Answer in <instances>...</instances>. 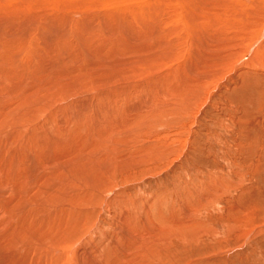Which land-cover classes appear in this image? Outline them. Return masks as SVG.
I'll list each match as a JSON object with an SVG mask.
<instances>
[{
    "label": "rangeland",
    "instance_id": "374dc122",
    "mask_svg": "<svg viewBox=\"0 0 264 264\" xmlns=\"http://www.w3.org/2000/svg\"><path fill=\"white\" fill-rule=\"evenodd\" d=\"M245 36H236V40H234L235 42H232V44L234 43V46L231 44V47L228 49L230 52H227L229 55H231L232 58H227L228 55L225 50H219V52H216L215 49H207L206 51L213 56H218L219 53L222 54H219V56L223 57L225 61H222L218 64L213 63L212 65L215 64V66L211 67L208 65L205 66V71H209L208 73L212 72L210 73L212 75L206 73V78L205 76H203L204 78H201V82L199 85L200 87L198 86V89H196L195 91L198 94L194 93L196 94L195 96H190L189 101H187L185 107L178 106L176 104H170L169 102L170 100H173L171 98V96L173 95H170V97L168 96L166 98L164 97L163 99H166L165 101L167 102V105H169V107L164 112L152 110L154 108L151 104L153 103L152 101L155 102V93L156 90H158L156 89V85H154V83L157 82L158 87H162L161 83L168 80L166 76L170 75L171 72H175L177 68H179L178 66L181 67L187 62L190 52L186 53L187 57L185 56V58H183V54H181L182 56L180 55V59L174 61L171 66H161V68H154L151 65L153 68V71H151V69H149L151 68L150 65L146 66L140 64L141 66L138 65V67L135 63L131 64V60L134 61L135 59V56H133L132 54L130 56V54L125 55L123 53H118V55L112 57L110 56L111 54H109V58L107 54L108 52H106V48L98 49L100 52H98V50L96 51V49H93V53H91L95 56L98 54H103L101 56L106 55L104 57L106 58L105 62L100 61L101 58H99V55L95 57V60L98 62H94V65H89L87 63L88 60L87 62L78 61L76 62V65L74 64V67L79 69L87 65V68H89L87 71L89 72L85 74V71H75L72 74H69L68 72H65L66 70L63 71L66 67V65L64 64H66L67 58L79 55V48L72 47L73 50L70 49L67 54H63L62 56L60 54V56H58V53L56 51H52L48 58L45 56L46 58L43 60V62L48 65H51L54 61H59L61 63V67H58V69H53V71H55L53 74L55 75L52 74L53 76H56L58 79H60V83L58 82L59 84L58 86H56L58 88L54 87L53 89L51 85L46 86L42 89V91H40L38 95H35V92H37L36 89L32 87V84H29L31 83V81L28 82L29 85L26 84L27 86L24 92L30 95V97L31 95H33V93L35 96H32L30 103L27 104H23L20 102V95L18 94L20 90H17L16 88V86H20L19 84L16 85L15 83H8L4 80H0V82L2 83L0 84V105H2L0 107V136L5 137V133H8L7 136L9 137L13 135V141L11 139L8 140L7 142L10 141L11 144L9 143V145L7 143L8 146L7 144H5V148H10L11 151L18 149L19 147L22 148L23 146H20L18 144L27 141L28 146L30 144L31 147L35 145V148L33 147L32 150L29 146L30 149L28 151L30 159H32V154L35 152L34 154L36 157L33 156L34 161L35 158L36 160L39 158H41L39 160H44L45 157H59L60 155L56 156V153H60L61 156H64V158L61 157V160L63 161L65 160V157L68 158L65 161L72 160V156H74V159H77L79 157L77 155L81 153H83V155H87L89 153L87 156H83L81 154V158L88 157L94 154L95 152L93 151H96V146L92 147V149L89 148L88 150H85L87 149V146H84L83 148L82 143H85L84 145H87V141H84L88 138L87 136V138L83 140V138H79L76 135V139L74 140L75 144L72 148L71 146H64L60 142L54 141V135H50L51 138L47 139L48 142L44 141L43 139L44 144L46 143L45 145L43 144L42 140L39 139L36 144V140L35 138H32L31 134H37L43 128L45 129V127H48L50 130L53 129L56 131L57 129L56 133L59 134H61V132L62 134H64L66 132L65 130L67 129L68 131L70 130V133L75 135V126L73 127V125H67V123H65L64 121L68 118V112L70 111L67 110L68 108L73 110V108L78 106L74 109L76 112L78 111L77 109L81 108L80 106L82 104H86L88 101L93 99V96H99L105 90L107 91L110 89L109 91L116 90V93H119V91L121 92L119 94L113 93L115 97L110 95L105 97L102 102L105 103L104 101L106 100V102H111V110H107L106 114L104 112V114L98 115V118H101L102 122L104 120L107 121V126L108 124H110L109 126L111 127L112 125H114L113 128H106L108 132L106 131L107 133L105 138L106 140H108V138L111 136V138H109L111 142L109 140V143L107 144H111L112 142L116 143H112L108 146L112 148L116 147L117 151L115 150L114 153L112 152L111 156H120L119 158L117 157V160L122 165V169L120 168L119 171L117 170V173L115 174H113V172V176L112 174L111 176H108L107 182H110V179L112 180L114 177H116L117 184H113V188H109L110 190L107 189L109 190L108 193H101L102 196H100L99 191H96L94 199L89 201L91 203L87 201L88 204L85 201H83L84 203L79 201V205L76 204V206L73 204V201H70V196H66L64 194V199H69L66 203L70 202V204L67 205L74 206L71 208V210L72 214L76 215L77 220H74L76 228L73 229L74 231L72 230V232L67 234V230H70L71 228L66 224L63 225V223H59V221L57 222L61 226L62 231L59 229L55 230L52 228V230L51 228H49V230H51L50 232H54V236L51 238L52 240L50 239V243H52L53 245H50L52 247H55L56 245L57 248L62 251V255H64V261L66 260L65 257L69 258L68 254L71 255L73 264H77V261L79 264H86V258L90 257L89 255H93V257L94 255H98L99 257L101 256L100 260L106 258L107 255H118V253L119 255H134L135 252L133 251V249H129V246H127V244L132 245L133 243H137L136 241L138 239L133 238L132 235L135 236L136 234L138 236H141L145 233V236L143 235L144 238L146 237L145 239L147 241L149 240L151 248L152 246L154 247L152 248V250L155 249L156 255H158L157 260L154 264H264V53H262V50H258L256 44H252V46L247 38H243ZM241 38L243 40L240 41ZM248 44L250 45L248 46ZM247 48H249L250 50H248ZM246 50L247 52H245ZM6 52H8V50H5V54H10L11 52H13L14 54L18 55L17 53L19 52V50L16 49L15 51L14 49L13 51L10 50L8 53ZM179 52L182 53L184 51ZM222 52H225L227 56L225 55V53L223 55ZM120 55L124 56V59L126 58V60L129 57L128 62L126 63V61H124V59ZM118 56L122 58L121 61V58L119 59ZM117 57L120 64L123 61L126 63V65H124L125 68L123 67V70L128 74L122 76L118 75L117 72H122V70L119 69V67L121 66L115 67L113 69L109 68V64H113L114 62L117 63ZM113 58H115V61ZM227 59L229 60V62H227ZM82 62L83 65L85 63L84 66L82 65ZM119 63L117 65H119ZM224 63H227V65H225ZM132 68L135 73L132 71ZM194 68V70L196 71L195 66ZM164 69L165 71H163ZM25 73L27 74L29 72L27 71ZM83 73L85 75H83ZM89 74L90 77H88ZM135 74L137 75L134 76ZM86 76L87 78H84ZM91 76H93V78L95 76V78H99L101 76H114V78L116 79L112 82V84L109 85V87H107L106 89L105 87H103L101 89L100 86L91 84ZM196 80L199 82L200 79L197 78ZM158 81H160L161 83H159ZM171 81L173 82V80H170V82L168 83H172ZM35 82L36 81L34 80V84ZM163 84L166 87L168 85H165V83ZM13 85L16 86L13 87ZM66 85L67 87H65ZM63 89H68V96H62L63 94H61L60 91H63ZM30 90H32V92H30ZM49 94L51 95V97L48 98V96H50ZM60 96H62L63 98H59ZM53 97H56V100L53 99ZM46 98L48 99L46 100ZM51 98L55 100L52 101L54 102V104L50 103L51 100L49 99ZM38 99L44 103L42 104V102ZM95 100L97 101V98ZM98 101L102 103L100 99ZM116 101L117 106H115L117 108V111H114L113 109L115 107L114 104H116ZM48 103L51 104L52 109H49V111L45 112L38 111L41 105L47 106ZM9 104H11V107L13 105V108L10 109V106L6 107V105ZM141 106L143 108H141ZM119 109L122 110L119 111ZM33 110H36V112ZM55 110L58 112V117H61V119L56 116L57 112H55ZM60 110L62 112V115L60 114ZM6 111L10 115H8L7 113L5 114ZM12 111L14 113H12ZM108 111H112L109 112L110 115L109 113H107ZM135 111L138 113H136ZM35 113L38 114V116L36 114V119L33 117V114L35 115ZM43 113L45 114L43 115ZM96 113V111L94 113L92 110L91 118H95ZM122 113L125 115H123ZM111 115L113 117V120L111 118ZM20 116H23L24 119H20L21 121H17V117ZM63 116L65 117V119ZM7 117H12L14 119H12V122L10 123L8 122L9 119H7ZM105 117H109V120H107ZM4 118L6 119V121H8L6 122ZM33 119H35V121ZM126 119L132 120L130 122L131 124L127 123V128V124H125ZM60 120H63L64 123ZM110 122L114 123L112 124ZM59 123L64 125L66 124L67 127L64 126L65 129L63 128V125H60L61 127H58ZM115 123H117L116 126ZM133 123L135 126H133ZM17 125L19 127L21 126V129L19 127L17 128ZM119 126L122 130L117 129L119 128ZM122 127L126 129H123ZM137 127H139L140 129ZM115 128V131L118 130V132H114V134L112 135L111 133L114 130L111 132L109 131V129ZM134 129H136V131ZM37 130L38 132H34ZM131 130L132 133L129 132ZM128 133L130 135L132 134V136H130ZM15 134H20L21 138H19V136L17 138ZM107 134H110V136H108ZM22 135H24L26 138L27 135H29L28 138L31 137V142L33 141L34 144L28 143L30 140L28 141V138L24 139V136ZM132 137H135V139ZM116 138L118 140L117 142H115ZM127 138L128 141L126 142ZM20 139H22L20 143H15L16 141H20ZM120 139L123 140L121 141ZM119 140L121 142H119ZM77 141H81L82 143H78ZM13 142L15 144H13ZM50 142H57L60 145L54 143L53 147L57 145L58 148H53L51 147L52 144ZM119 143L121 144V147ZM16 144L18 147L15 148L14 146H16ZM75 146L76 149L80 147L77 152L74 148ZM39 147H45V149ZM81 147L83 150H81ZM117 147L119 148L120 153ZM49 148L51 149L48 151ZM59 148L61 150L63 148H66V151H68L67 153H69V151L71 150V153H69L70 156L66 154V151L64 152L65 149H63L62 152ZM90 149L94 150L91 151ZM20 151L22 155L23 153L24 155L26 154L25 150ZM30 151H32V153ZM45 153L49 155H45ZM41 155L44 159H42ZM75 155L77 156L76 158ZM122 161L125 163H123ZM124 164L125 166L127 164V166L125 167ZM13 187L14 184L12 188L9 187L11 191H9L8 187H6V191L4 189L1 190L2 188H0L2 192L4 191V196L7 195L5 196L6 199L8 197L16 195L17 191ZM64 191H66L65 193L68 194L67 190ZM6 192H8V194ZM98 195L100 196V198L97 199V197H99ZM100 199L101 202H99ZM66 203H60V205H58L59 203H55L54 205L56 209L60 208L59 210H62L67 207ZM85 203L86 205L84 206ZM61 206L64 208H62ZM83 209L85 210V213L83 212ZM77 212L78 214H76ZM183 218L188 219V222H190L191 224L189 227L187 226L182 228V231L178 230L175 233H163L161 230H157L158 226L160 228L165 226L166 224H170L171 221L176 222L178 220H184ZM120 219L122 223H120ZM132 219L134 221H132ZM129 220L131 222H129ZM142 221L143 227H145L144 230H142L141 227ZM134 222L137 224V226L136 224H134ZM123 225L126 226L127 229L124 228ZM64 226L65 228H63ZM133 226L139 229L135 231L136 233L133 232ZM117 228L119 231L117 230ZM124 229L125 233L123 232ZM150 229H152V232H150ZM162 229L165 230V228ZM140 230H142L143 232ZM63 231H66V233H64ZM113 231H118L119 233L114 232V234L116 235L114 236V234H112ZM120 232H123V234ZM147 232L149 233L148 235H146ZM2 233L5 234V231L1 230L0 235ZM151 233H153L154 235ZM125 234H127L126 237ZM106 236L110 237L108 238L109 240ZM66 237L67 239H65ZM118 237L120 238V240H118ZM121 238L122 240H124L122 241ZM130 240L132 243L130 242ZM63 241H65L66 245ZM115 242L117 246L122 247L121 251L115 252L116 254L114 253V250H111L114 248ZM118 242H121L120 245ZM122 244L125 246H123ZM46 245L47 246L44 245V247L49 248L50 245ZM92 245L94 248L92 247ZM82 246H84V248L80 249ZM110 246L113 247L111 248ZM17 248L18 250H16ZM28 248L29 246L27 245V243L23 242L17 245L15 243V246H12V248L8 247L7 249L9 250V252H11V254L15 252H21V254L19 253V255H25L23 253L24 251L22 252L21 249L25 250ZM87 248L89 250H87ZM96 248H100L101 250H97ZM106 248L107 250H105ZM28 253H26V255H30ZM72 254L74 257L72 256ZM73 258L75 259L73 260ZM104 260L102 261V263H104ZM89 262L90 260L87 261V264Z\"/></svg>",
    "mask_w": 264,
    "mask_h": 264
},
{
    "label": "bare ground",
    "instance_id": "6f19581e",
    "mask_svg": "<svg viewBox=\"0 0 264 264\" xmlns=\"http://www.w3.org/2000/svg\"><path fill=\"white\" fill-rule=\"evenodd\" d=\"M54 15H56V16H54ZM242 34L244 36L246 35L243 38H247V40L251 43V45L256 44L258 47V50H262V53H264V0H0V80H2V81L4 80L8 83L9 82L15 83L16 85L19 84L20 86L13 85V87L16 86L17 90L18 89L20 90V92L18 93L20 95V102L23 104H27V103H30L31 97L38 95L44 87L51 85L52 88L54 89V87L58 86V84L60 83L59 82L60 79H58L56 76H53V75H55V74H53L55 72V71H53V69H56V68L58 69V67H61V63L59 61H54L51 65H48V64L43 62V60L46 57L48 58V56H50L52 51H56L58 53V56H60V55L62 56L63 54H67V52L70 51V49L73 50L72 47H74V48L78 47L79 48V50H78L80 52L79 55L67 58L68 63L66 62V64H64V65H66V67L63 71L66 70L65 72H68L69 74H72L75 71H79V72L85 71L84 72L85 74L89 72V71H87L89 69V68H87L88 67L87 65L85 67H82L79 69L74 67V64L76 65V62H78V61L87 62V60H88L87 63L89 65H94V62L95 63L98 62L95 60L96 59L95 57H97L99 55L100 56L99 58H101L100 61L105 62L106 58H104V57L106 55L101 56L103 54H101V55L98 54L95 56L94 54H92L93 49L94 50L96 49V51H97L98 49L106 48V50H107L106 52H108L107 53L108 56H109V54H111L110 55L111 57L118 55V53H123L125 55L130 54V56L132 54L133 56H135V59L133 61L130 58L131 64L135 63V64H137V66L140 64L146 65V66L152 65L154 68H161V66H165V67L171 66L174 61H176L177 59H180L179 57L181 54H183V56L182 55L181 56L183 58H185V56L187 57L186 53L190 52L189 59L187 60V58H186L187 62L185 64L183 63L184 65L181 67L178 66L179 68L176 67L177 70L175 72L170 71L171 72L170 75L166 76V78L168 79V80H166V82H163L160 79L163 83H165V85L168 84L167 87L164 86V84L161 83L160 81H158V82L162 84V87L161 86L158 87L157 82L154 83V85H156V89H158V90H156V93H155L156 94L155 95L156 99H154L155 102L152 101L153 103L151 104V105H153V108H154L152 110L164 112L169 107V105H167V102L165 101L166 99L165 100L163 99L164 97L166 98L168 96L170 97V95H173V96H171V98L173 100H170L169 103L185 107L187 104V101H189L190 96L193 97V95L194 96L196 95L194 93H197L195 91H196V89H198V86L200 85L201 78L203 76H205V78H206L205 74L209 72V71L208 72L205 71L206 70V69H204L205 66L208 65L211 67V66H215V64H218L222 61H225L223 57L219 56L220 53L218 54V56H213L212 54H209L206 50L207 49L209 50L210 48H212V49H215L216 52L217 51L219 52V50H223V51L225 50L226 53L230 52L228 49L231 47L232 42H235L234 40H236L235 39L236 36L241 35V37H242L243 36ZM241 40H243V39L241 38L240 41ZM248 41H244V42H248ZM238 44H240V43H238ZM249 45L250 44H248V46ZM181 48L182 49L184 48V49L182 50ZM249 48H247V49L250 50ZM14 49H15V51H16V49L19 50V52L17 53L18 55L14 54L13 52H11L10 54L8 53L10 50L13 51ZM179 49H181V50H179ZM251 49H253V48H251ZM5 50H8V52H6L8 54H5ZM215 50H213V51H215ZM179 51H181V52L184 51V52L180 53ZM232 51H233V49H232ZM98 52H100V51L98 50ZM225 52H222L223 55ZM245 52H247V50ZM94 53H96V52H94ZM226 53H225V55H226ZM220 55H222V54H220ZM227 55H228L227 58L229 59V57H231V55H229L228 53H227ZM110 56H109V58H110ZM245 56H246V54H245ZM51 57H52V55H51ZM118 57L116 59L117 63L114 62L115 64L114 63L109 64V68L113 69L115 67L121 66V67H119V69H121L122 72L119 73V72H117L118 70L116 71L118 73V75L122 76V75L128 74V73H126V71L123 70V67L128 62L129 57L126 60V58L124 59V56H121L124 59V61H126V63L123 61L124 63L121 62V64L118 62ZM121 57H119V59ZM115 58H113L114 61H115ZM122 58L120 59V61L122 60ZM252 58H253V56H252ZM183 60H185V59H183ZM83 62H82V65H83ZM227 62H229V60ZM118 63H119V65H117ZM213 63H215V64L212 65ZM72 64H73V67H72ZM64 65H63V67H64ZM84 65H85V63H84ZM102 65H103V63H102ZM111 65H113V66H111ZM225 65H227V63ZM27 66H30V67H27ZM152 66H151V68H149V69H151V71H153ZM194 66L196 67V71L194 70L195 69ZM90 67H93V66H90ZM28 68H29V70H28ZM59 69H62V68H59ZM154 70H156V69H154ZM27 71L29 73L26 74L25 72H27ZM63 71H62V73H63ZM132 71L134 72L133 68H132ZM163 71H165V69ZM60 73H61V71H60ZM84 73H83V75H85ZM114 73H115V71H114ZM210 73H212V72H210ZM210 73H208V74H210ZM217 73H215V74H217ZM168 74H169V72H168ZM113 75H115V74H113ZM129 75H131V74H129ZM136 75L137 74H135L134 76H136ZM166 75H167V73H166ZM210 75H212V74H210ZM153 76H155V75H153ZM77 77H79V76H77ZM88 77H90V74L88 75ZM95 77L93 78V76H91V84L92 85L96 84V85L100 86L101 89L103 87H105V89H106L116 79V78H114V76H110V77H106V76L102 77L101 76L99 78H95ZM163 77H165V76H163ZM84 78H87V76ZM117 78H120V77H117ZM197 78L200 79L199 82L196 80ZM34 80L37 83L35 82V84H34ZM170 80H173V82L171 81L172 83H168V82H170ZM30 81H31V83H29V84H32V87H34L37 91V92H35V95L33 93V95H31V97H30V95H28L27 93L24 92L26 89V86L29 85L28 82H30ZM117 82H119V81H117ZM196 82H198V83H196ZM0 84H2V83L0 82ZM29 87H28V89H29ZM65 87H67V85ZM56 88H58V87H56ZM87 88H86V90H87ZM154 88H155V86H154ZM152 89H153V87H152ZM109 90H107L108 92L106 90L105 91L102 90L103 92L100 95L98 94L99 96H96V97L93 96L92 100L88 101L86 104L84 103L85 105L82 104L80 106L81 108L77 109L78 111H76V112L74 109L77 108L78 106L73 108V110H71L70 108L67 107L68 108L67 110H70L69 112L66 110L68 112V118L66 120H64L65 117L63 116L64 117L63 120L65 121V123H67V125L69 124L71 126L73 125V127L75 126V132H74L75 135L70 133L69 132L70 130L68 131L67 129L65 130L66 132L64 131L65 132L64 134H62V132H61V134L56 133V131H57L56 127L57 126L55 127L56 131L53 129L50 130L48 127H45V129L43 128L37 134L36 133L33 134L32 132H31L32 134L30 133L32 138H35L36 144L38 142V139L42 140V142H43V139H44V141L48 142L47 139L51 138L50 135H52V136L54 135L53 136L54 141L60 142L64 146L65 145L71 146L72 148L75 144L74 140L76 139L75 138L76 135L79 138H83V140L88 137L86 140H84L85 142L87 141V145H84L85 143L83 144L81 141L80 142L77 141V142L82 143L83 148H84V146L85 147L87 146V149H85V150H88L89 148L92 149V147L96 146V148H97V149L95 148L96 151H93L94 149L93 150L90 149L91 151L95 152L94 153L95 155L92 154L91 156L81 158L80 157L81 154L83 155V153H81V154L77 155V156H79L78 157L79 159L77 158L78 160L74 159V156H72L73 159L68 160V161H65L68 159L65 157V160H64L65 162H64L63 160H61L62 158H64V156L63 155L61 156L60 153L57 154L56 153L57 151H56L55 152L56 156L60 155L59 157H45V159H44L43 156L41 155L42 159H44V160H39L41 158L36 160V158H35V161H34L33 159H34V157H36L34 154L35 152L32 154V159H30L29 155H28L29 154L28 151L31 147V144L29 145L30 146L29 147L27 144V141L23 142L24 141L23 140L22 141L23 143H20L22 139H20V141H16V142L14 141L15 143L19 142L20 144H18V143L17 144L20 146H23L22 148L19 147L20 150H23V151L25 150V152H26L25 155H24V153L22 155L19 148L15 149L16 147H18L17 144H16V146H14L15 150H12V151L10 150V148H7V147L5 148V144L10 143V141L9 142H7V141L10 139L12 140V137H13L12 134H11L12 135L11 137L7 136L8 133H5L6 134L5 137L0 136V138H1L0 139V174H2V175H0V188H2L1 190H3V189L5 190L6 187H8V189H9V187L12 188V186L14 184L13 188L17 191L15 196L13 195V196L8 197L6 199L5 196H7V195L4 196V193H3L4 191L2 192L0 190V229L2 231L3 230L5 231V234L2 233L3 235L2 234L0 235V264H73L71 255L68 254L69 258L65 257L66 260L64 261V255H62V251H60V249H58L56 245H55V247L54 246L52 247L50 245V244H52V243H50V239L54 236V232H50L51 230H49V228H51V229L53 228L55 230H58V229L61 230L62 228L59 225V223H63V225L66 224L68 227L71 228V229L69 228L70 230H67V234H69L70 232H72V230L74 228H76L75 221H74V220H77L76 215L72 214V210H71V208L74 206L73 205L72 206L67 205V204H70V202L66 203L69 199H67V198L64 199L65 195L70 196V199H71L70 201L71 202L73 201L74 205H76V204L79 205L78 204L79 201L80 202L85 201L87 203V201L89 202L92 199H94L96 191H99L100 196H102L101 193H103V192L108 193L110 190L109 188H113L112 185L117 184L116 177H114L112 179L113 181L109 178L110 182H107L108 176H111V174L113 172H114L113 174L117 173V170L119 171L120 168L122 169V165L117 160L118 156H116V157L114 155H113V157L111 156L112 152L114 153L115 150L117 151V149L114 146H113L114 148L108 146L114 142H112L111 144H107V143H109L108 142L110 140L109 138H111L110 134L109 135L107 134L108 136H110L109 138L107 137L108 140H106V138H105L106 133L108 132L106 128H113L114 125H112V127H111V126H109L110 124H108V126H109L108 127L107 121L104 120L102 122V119L98 118L99 114L102 115V114H104V112L106 114L107 110H109V109L111 110L110 105H112V103L106 102L107 101L106 100V101H104L106 103L105 104L102 102L103 99H105V97H107L109 95L114 96L113 93L114 94L121 93L120 91H119V93L118 92L116 93V90L115 91L112 90L113 92L109 91ZM146 90H148V89H146ZM58 91H59V89H58ZM154 91H155V89H154ZM30 92H32V90H30ZM60 92H61V94H63L62 96H68L69 95V94H67L68 89L67 90L63 89V91L61 90ZM58 93H56V94H58ZM62 96H60L59 98H61ZM41 97H40V99H41ZM49 97H51V95L48 96V98ZM48 98H46V100ZM90 98H92V97H90ZM94 98L95 99L97 98V101ZM152 98H153V96H152ZM53 99L56 100V97H53ZM53 99L52 98L49 99V100H51V102H50L51 104L52 103L54 104V102H52V101H55V100H53ZM99 99L101 100L102 103H100V101H98ZM64 100H66V99H64ZM39 101H41V100H39ZM39 101H37V102H39ZM37 102H35V103H37ZM43 103L44 102H42V104ZM50 103H48V105L50 107L48 105H47L48 107L46 105H44V106L41 105L40 108L38 107L39 108L38 111L39 112L49 111V109H52ZM97 103H98V105H97ZM115 103L116 104H114V106L115 105L117 106V101ZM3 105H5V104H3ZM10 105L11 104L6 105V107L7 106L9 107ZM31 105H33V104H31ZM1 106L2 105H0V107ZM116 106L114 107V109L112 108L114 111H117ZM172 106H175V105H172ZM11 108H13V105H12V107L10 106V109ZM141 108H143V107L141 106ZM4 110H7V109H4ZM92 110L94 113H95V111L97 112L95 118H91ZM120 110H122V109H119V111ZM33 111L36 112V110H33ZM62 111H63V109H62ZM55 112H57V111L55 110ZM109 112H112V111H108L107 113H109ZM139 112H141V111H139ZM6 113H7V111L5 112V114ZM12 113H14V112L12 111ZM37 113H35V115L33 114L34 118L38 116ZM136 113H138V112H136ZM7 114L10 115L9 113H7ZM36 114H37V116H36ZM44 114L45 113H43V115ZM60 114L62 115L61 110H60ZM65 114H67V113H65ZM109 115H110V113H109ZM123 115H125V114H123ZM56 116L58 117V112H57ZM12 117H7V119H9V121L8 120L7 121L11 123L12 119H14ZM57 117H56V119H57ZM137 117H139V116H137ZM38 118H40V117H38ZM108 118L109 117H107L106 119L109 120ZM111 118L113 120L112 115H111ZM20 119L22 120V119H24V117L23 116L17 117V121H21ZM35 119H33V120L35 121ZM59 119H61V117ZM63 120H60V121H63ZM5 121H6V119H5ZM23 121H22V124H23ZM60 121H58V122H60ZM64 121H63V123H64ZM131 121L132 120L126 119L125 124L130 123ZM110 123H112V122H110ZM116 124L117 123H115V126H116ZM123 124H124V122H123ZM60 125L61 126L63 125V128H64V126H66V124L64 125V124L59 123L58 127H61ZM127 126H128V124L126 125V128H127ZM133 126H135L134 123H133ZM18 127L19 126L17 125V128ZM126 128H123V129H126ZM137 128H139V127H137ZM117 129H121V127L119 126V128H117ZM136 129H134V130L136 131ZM71 130H72V128H71ZM73 130H74V128H73ZM115 130H116V128L115 129H109V131H111V132L113 131L111 133L112 135L114 134V132H118V130L117 131H115ZM34 132H38V130L34 131ZM129 132L132 133V130ZM133 134H134V132H133ZM15 135L17 136V138H18V136H19V138H21L20 134L19 135L15 134ZM22 136H24V135H22ZM28 136L29 135H27V138H28ZM130 136H132V134ZM135 136H137V135H135ZM25 138L26 137L24 136V139ZM29 138H31V137H29ZM29 138L27 139L28 141L30 140L28 143L34 144L33 141L31 142L32 138L31 139H29ZM112 138H115V137H112ZM132 138L135 139V137H132ZM125 139H124V143H125ZM16 140H19V139H16ZM120 140L122 141L123 139H120ZM120 140H119V142H121ZM117 141L118 140L116 138L115 142H117ZM127 141H128V138H127L126 142ZM14 142H13V144H15ZM40 142H39V144H40ZM57 142H53V143L50 142L52 144L51 147H53L54 143L59 144ZM110 142H111V140H110ZM8 144H7V146H8ZM43 144H44V142H43ZM114 144H116V143H114ZM119 145L121 147L120 143H119ZM79 146H81V145H79ZM135 146H136V144H135ZM33 147L35 148V145L31 147V150L33 149ZM55 147L58 148L57 145L54 146L53 148H55ZM39 148L45 149V147H39ZM46 148H47V145H46ZM74 148H75L76 152L80 149V147H78L76 149V146ZM50 149L51 148H49L48 151ZM63 149H65L64 150V152H65L66 148H63ZM63 149L62 150L60 149V151L63 152ZM81 150H83L82 147H81ZM9 151H11V152H9ZM70 151H69V153H71ZM118 151H119V148H118ZM30 152L32 153V151H30ZM67 152L68 151H66V154L69 155V153H67ZM96 153H98V154H96ZM119 153H120V151H119ZM46 154L47 153H45V155ZM47 155H49V154H47ZM64 155H65V153H64ZM87 155H83V156H87ZM77 156L75 155V158ZM123 163H125V162H123ZM124 166H125V164H124ZM126 166H127V164H126ZM41 174H43V175H41ZM113 174H112V176H113ZM107 189H109V190H107ZM64 190H67L68 194H66L65 193L66 191H64ZM78 190H79V192H78ZM9 191H11V190L9 189ZM6 193L8 194V192H6ZM100 196L97 197V199L100 198ZM64 202L67 205V207H65V209L59 210L60 208L58 206L57 207L59 209H56V207L54 205L55 203H59L58 205H60V203L62 204ZM99 202H101V199ZM102 202H103V200H102ZM86 203L84 204V206L86 205ZM89 203H91V202H89ZM93 207H94V205H93ZM62 208H64V207H62ZM76 209H78V208H76ZM76 209H73V210H76ZM84 211L85 210L83 209V212ZM76 214H78V212ZM79 214H81V213H79ZM81 215H83V214H81ZM178 219H180V218H178ZM130 220H131V218H130ZM130 220H129V222H131ZM174 220H176V219H174ZM57 221H59V223ZM132 221H134V220L132 219ZM120 223H122L121 219H120ZM134 224H136V223L134 222ZM190 224L191 223L188 222V219H184V220H180V221L178 220L176 222L171 221L170 224H168V225L166 224L167 226L165 224H164L165 226L160 227V228L158 226L157 230H161L163 233L164 232L165 233H167V232H174L175 233L178 230L182 231L183 230L182 228H184V227H187V226L189 227ZM141 225H142L141 226L142 230H144L145 227H143V221H142ZM136 226H137V224H136ZM144 226H145V222H144ZM160 226H161V224H160ZM63 228H65V226ZM124 228H126V226H124ZM139 228H140V226H139ZM162 228H165V230H163ZM133 229H134V231H133L134 233H136L135 231L139 230V229L135 228L134 226H133ZM117 230H118V228H117ZM121 230H123V229H121ZM142 230H140V231H142ZM150 230H151L150 232H152V229H150ZM118 231H113L112 234H114V232L116 233ZM63 232L66 233V231H63ZM123 232L125 233V229ZM123 232H120V233L123 234ZM78 234H79V232H78ZM148 234L149 233L147 232L146 235H148ZM151 234H153V233H151ZM55 235H56V233H55ZM85 235H86V233H85ZM126 235L127 234H125V237H126ZM143 235H141V236H138L136 234H135V236L132 235L133 238L138 239L136 241L137 243H133L132 245L127 244V246H129L128 248L133 249V251L135 252L134 255L132 254L133 251L131 253L132 255H129V254L128 255H119V253H118V255H114V254L113 255H107V257L104 258L105 260L103 259L104 263H102L103 260H100L101 256L99 257L98 255H94V257H93V255H89L90 257L86 258L87 259L86 264H87L88 260H90V262L88 264H92V263H94V264H154L157 260L158 255H156L155 249L152 250V248H154V247L152 246V248H151L149 240L147 241L145 239L146 237L144 238L145 235L144 236ZM60 236H62V235H60ZM114 236H116V235L114 234ZM67 237L65 239H67ZM76 237H78V236H76ZM150 237H148V238H150ZM108 238H110V237L108 236L107 239ZM116 238H114V239H116ZM61 240H62V238H61ZM118 240H120V238ZM121 240H122V238H121ZM131 240H130V242H131ZM141 241H144V242H141ZM23 242L27 243V245L29 246L28 249H25V250L21 249L22 252L24 251L23 253L25 255H19V253L21 254V252H15V253L11 254V252H9V250L7 249L8 247L12 248V246H15V243L17 245V244H20ZM63 242L65 244V241H63ZM87 243H88V241H87ZM120 243H119V245H120ZM127 243H129V242H127ZM151 243H152V241H151ZM46 244L50 245L49 248L44 247V245L47 246ZM30 245H32V246H30ZM123 246H125V245H123ZM85 247H88V246H85ZM92 247H93V245H92ZM110 247L112 248L113 246H110ZM82 248H84V246H82L80 249H82ZM123 248H125V247H123ZM89 249H90V247H89ZM89 249L87 248V250H89ZM16 250H18V248ZM97 250H101V249L99 248ZM105 250H107V248ZM111 250H114V253H115L116 251L117 252L121 251L122 247L117 246V244L115 242L114 248ZM126 250H127V248H126ZM91 251H93V250H91ZM26 253H28L30 255H26ZM86 255H87V253H86ZM72 256H73V254H72ZM75 258H76V256H75ZM75 258H73V260ZM77 264H79L78 261H77ZM82 264H84V263H82Z\"/></svg>",
    "mask_w": 264,
    "mask_h": 264
}]
</instances>
